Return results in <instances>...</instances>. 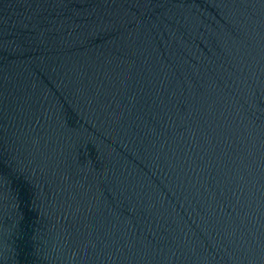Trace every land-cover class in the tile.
<instances>
[{
  "label": "water",
  "instance_id": "water-1",
  "mask_svg": "<svg viewBox=\"0 0 264 264\" xmlns=\"http://www.w3.org/2000/svg\"><path fill=\"white\" fill-rule=\"evenodd\" d=\"M0 264H264V0H0Z\"/></svg>",
  "mask_w": 264,
  "mask_h": 264
}]
</instances>
